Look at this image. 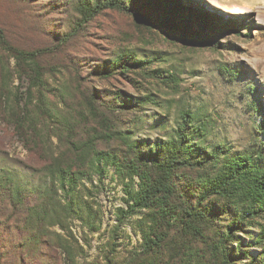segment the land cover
<instances>
[{"label":"rangeland","instance_id":"374dc122","mask_svg":"<svg viewBox=\"0 0 264 264\" xmlns=\"http://www.w3.org/2000/svg\"><path fill=\"white\" fill-rule=\"evenodd\" d=\"M106 1L0 0V264H264V0Z\"/></svg>","mask_w":264,"mask_h":264},{"label":"trees","instance_id":"16d2710c","mask_svg":"<svg viewBox=\"0 0 264 264\" xmlns=\"http://www.w3.org/2000/svg\"><path fill=\"white\" fill-rule=\"evenodd\" d=\"M118 8L120 10H124V11H131L128 7H126V5L121 1V0H107L106 4H98L96 6L97 10H101L104 8ZM159 23H165L166 21H156ZM190 114L189 113H185V116L188 117ZM249 163V159H247L245 161ZM189 163L187 161H182L180 159H173L168 163V170H167V174H163L161 176H159L157 178V180H155L152 184V186L150 187L149 190H147V192H145L142 197L139 199V201H137L136 207H145L148 206L152 200L154 198H156L160 193H162L164 191V189L166 188V178L169 175V172L174 171L176 169H181V168H185L188 167ZM246 166V165H244ZM259 182L263 185L264 184V177H260ZM191 214V213H188ZM191 230L198 232V230L196 229V226H194L192 223L188 222L185 224V231L186 232H190Z\"/></svg>","mask_w":264,"mask_h":264}]
</instances>
